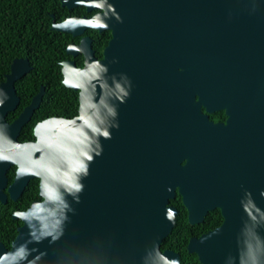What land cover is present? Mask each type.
<instances>
[{
  "label": "water",
  "instance_id": "obj_1",
  "mask_svg": "<svg viewBox=\"0 0 264 264\" xmlns=\"http://www.w3.org/2000/svg\"><path fill=\"white\" fill-rule=\"evenodd\" d=\"M103 8L87 20L103 26L58 28L112 35L102 59L84 38L68 52L84 53L85 65L62 62L65 85L79 91L77 117L43 121L36 141L20 143L45 87L8 123L30 60H15L0 83V202L17 201L33 179L42 198L13 214L23 224L11 249L0 241V264H181L161 250L177 194L190 224L216 208L224 218L190 240L200 262L264 264V0ZM202 107L225 109L228 122L214 124Z\"/></svg>",
  "mask_w": 264,
  "mask_h": 264
},
{
  "label": "trees",
  "instance_id": "obj_2",
  "mask_svg": "<svg viewBox=\"0 0 264 264\" xmlns=\"http://www.w3.org/2000/svg\"><path fill=\"white\" fill-rule=\"evenodd\" d=\"M53 5L49 0H0V83L5 81L12 63L17 59H29L32 70L16 81L17 95L20 104L7 117L8 123H13L22 110L31 104L34 96L46 87L41 106L35 112L33 120L25 125L18 136L20 143L36 141L35 128L40 123L52 117L74 118L79 113V91L67 87L60 62L70 57L66 47L69 34H56L50 29L48 10ZM93 36L97 35V30ZM91 33V32H90ZM94 48L98 57L103 56V49L111 38L110 31L99 36ZM83 65V61H78ZM15 166L7 174L9 185L15 175ZM39 179L30 181L17 201L8 200L7 204L0 202V241L7 249L18 235L22 226L19 218H14L16 211L27 209L39 197ZM172 205L179 209L177 225L173 233L165 240L162 251L173 250L182 256L181 264H203L195 253L189 252V242L215 229L223 223L220 209H215L205 216L204 221L192 225L188 220V210L180 194L172 200Z\"/></svg>",
  "mask_w": 264,
  "mask_h": 264
},
{
  "label": "flooded vegetation",
  "instance_id": "obj_3",
  "mask_svg": "<svg viewBox=\"0 0 264 264\" xmlns=\"http://www.w3.org/2000/svg\"><path fill=\"white\" fill-rule=\"evenodd\" d=\"M105 1H109V0H49L50 4L53 5L51 12H50V10H48V12H47V15H49V17L51 19L50 20V22H51V26H50L51 31L52 32H55L56 34H61L62 36L64 34H69L70 35V38H69V41L70 42H68L67 47H66V52H67V54L70 55V57L67 58V59H64V60H62L60 62V64H61L62 67H63L62 62L66 61V60H73L78 67H83L85 65L84 53L81 52V53H78L77 55H74V54L68 52V48H70V47H74V48L78 47L81 44V42H82V40L84 38H88V39L91 40V47L94 50L95 56L98 59H102L103 58L104 55L101 58L97 56L96 49L94 48V45L99 40H101V38H99V36L101 34H103L106 30H100V29H95V28H92L91 27V28L84 29L82 31V33L74 34L73 32H71V33L69 32L68 33V32L60 31V30H58V28H61V29H70L71 31H77V30H79L80 29V26H82V23H80L81 21H83V20L87 21V20L92 19L93 17H99V16H102V15L105 14V10L103 8ZM89 9H91V10H89ZM90 30H97L98 31L97 33L98 34L93 36V32L94 31H90ZM111 37H112V35H111ZM109 40H108V42H109ZM103 51H104V49H103ZM25 59H27V58H25ZM78 61H83V65L78 64ZM7 74H6V76H7ZM63 76H64V74H63ZM15 87H16V82H15ZM42 87H41V89H42ZM16 92H17V90H16ZM45 92H46V87H45ZM32 102H33V100H32ZM29 105H31V104H29ZM23 110H22V112H23ZM202 111L203 112H206L208 114L209 120L211 122H213L214 124H226L228 122V116H227V113H226V110L225 109H216V110H214L212 112H207V110L204 107H202ZM12 112H14V111H12ZM20 114H19V116H20ZM34 116H35V114H34ZM75 117H77V116H75ZM52 118H65V117H52ZM74 118H71V119H74ZM49 119H51V118H49ZM67 119H70V118H67ZM39 200H41V199H39ZM216 209H220V208H216ZM223 221H224V218H223ZM220 226L216 227L215 229H213L211 231L216 230ZM211 231H209V232H211ZM209 232H207V233H209ZM207 233H205V234H207Z\"/></svg>",
  "mask_w": 264,
  "mask_h": 264
},
{
  "label": "bare ground",
  "instance_id": "obj_4",
  "mask_svg": "<svg viewBox=\"0 0 264 264\" xmlns=\"http://www.w3.org/2000/svg\"><path fill=\"white\" fill-rule=\"evenodd\" d=\"M98 21V20H97ZM80 23H82V25H89V24H94V23H96V24H102V23H100V22H91V21H89V22H87V21H81ZM103 25V24H102Z\"/></svg>",
  "mask_w": 264,
  "mask_h": 264
},
{
  "label": "snow or ice",
  "instance_id": "obj_5",
  "mask_svg": "<svg viewBox=\"0 0 264 264\" xmlns=\"http://www.w3.org/2000/svg\"><path fill=\"white\" fill-rule=\"evenodd\" d=\"M67 82V81H66ZM0 158H3V157H0ZM169 215H171V213H169Z\"/></svg>",
  "mask_w": 264,
  "mask_h": 264
},
{
  "label": "clouds",
  "instance_id": "obj_6",
  "mask_svg": "<svg viewBox=\"0 0 264 264\" xmlns=\"http://www.w3.org/2000/svg\"><path fill=\"white\" fill-rule=\"evenodd\" d=\"M101 26H103V25H101ZM173 264H175V262H173Z\"/></svg>",
  "mask_w": 264,
  "mask_h": 264
}]
</instances>
